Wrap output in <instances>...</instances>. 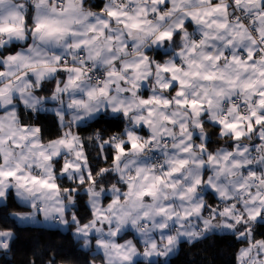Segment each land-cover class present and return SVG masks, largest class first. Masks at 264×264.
Listing matches in <instances>:
<instances>
[{"label": "clouds", "instance_id": "clouds-1", "mask_svg": "<svg viewBox=\"0 0 264 264\" xmlns=\"http://www.w3.org/2000/svg\"><path fill=\"white\" fill-rule=\"evenodd\" d=\"M262 101L264 0H0V214L57 264L224 235L264 264Z\"/></svg>", "mask_w": 264, "mask_h": 264}, {"label": "trees", "instance_id": "trees-1", "mask_svg": "<svg viewBox=\"0 0 264 264\" xmlns=\"http://www.w3.org/2000/svg\"><path fill=\"white\" fill-rule=\"evenodd\" d=\"M108 123L110 127H119V121ZM3 229L13 230L15 235L8 241L11 259L8 251L0 249V264H57L61 258L74 254L68 244L69 238L60 239L58 230L24 229L15 220L0 214V230ZM255 236L264 238V225L259 226ZM240 243L231 235L215 236L192 246L181 243L178 252L166 261L167 264H235V251ZM159 264H165V261L160 260Z\"/></svg>", "mask_w": 264, "mask_h": 264}, {"label": "snow or ice", "instance_id": "snow-or-ice-1", "mask_svg": "<svg viewBox=\"0 0 264 264\" xmlns=\"http://www.w3.org/2000/svg\"><path fill=\"white\" fill-rule=\"evenodd\" d=\"M40 27V25H37V28H39ZM261 103H264V101H262ZM260 122V120L258 119L257 120V123H259ZM133 147H136V145L135 144H133L132 145ZM0 175H5V176H12V175H14V173H0ZM33 182H35V180L33 181ZM44 186H47V187H49V188H55L56 187V185H54V184H52V185H44ZM3 195H4V192L3 191H0V197H3ZM253 219H255V217H252ZM5 235H7L8 236V239H11L13 236L10 234V233H7V234H0V247H6L7 245H4V243H3V241H4V239H5ZM171 245H172V240H171V238H169V250L167 251V254L169 255L172 251H174V249L171 247ZM153 250H155L156 248H157V245L156 244H152L151 246H150ZM157 255H165V253L164 252H157L156 253ZM145 255H151V253H149L147 250L145 251ZM124 260H129L130 258H129V256H127V255H125V256H123L122 257Z\"/></svg>", "mask_w": 264, "mask_h": 264}, {"label": "crops", "instance_id": "crops-1", "mask_svg": "<svg viewBox=\"0 0 264 264\" xmlns=\"http://www.w3.org/2000/svg\"><path fill=\"white\" fill-rule=\"evenodd\" d=\"M13 47H15V45H13ZM261 225H264V223H262ZM49 229H52V228H49ZM177 252L178 251H174L173 253H170L168 257H158V258H155V259H157L158 261H160V260L166 261L169 258H171L172 256H174Z\"/></svg>", "mask_w": 264, "mask_h": 264}]
</instances>
